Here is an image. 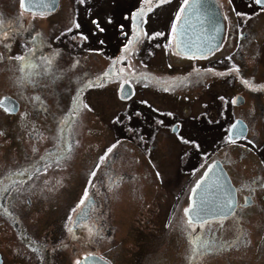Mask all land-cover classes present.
<instances>
[{"label": "rangeland", "instance_id": "374dc122", "mask_svg": "<svg viewBox=\"0 0 264 264\" xmlns=\"http://www.w3.org/2000/svg\"><path fill=\"white\" fill-rule=\"evenodd\" d=\"M124 3L126 0H60L55 11L30 13L23 11L17 0H0V19L2 13L10 17V20H3L4 31L42 32L55 48L62 49L57 53L59 56L54 63V70L60 79L48 82L44 92L48 108L54 116L62 110L67 98H74L81 89L84 90L88 80H81L75 85V78L81 79L90 72L101 70L108 60L104 52L110 51L113 54L114 43L104 45L99 42V36L110 32L111 26L107 20L111 18V11L115 12L119 19ZM173 8L174 5L161 3L145 16L149 29L160 26L163 30L142 34L140 57L143 59V71L153 73L144 76L146 81L140 80L130 85L133 93L125 99L119 96L122 101L117 100L120 84L94 86L95 89L88 93L87 98L81 97L84 105L75 119V151L71 156L72 162H67L63 169H67V173L70 172L74 159L79 161V165L76 166L75 175L72 172L67 186L63 187L65 196L56 197L55 193L59 191L61 184L43 185L45 190L53 194L50 195L49 202L43 201L44 229L49 226L48 221H62L68 217L71 210L68 206L72 201L74 205L77 203L75 200L78 194L79 199H82L84 178L94 156L112 139H116V143L112 145L119 142L117 153L114 154V157H117L114 163L116 170H129L130 178L138 176V180L124 178L109 191L103 189L102 193L98 192L104 206L108 201V206L115 212L111 214V221L113 224L117 223L116 226H120L121 230L116 231L115 225L108 227L106 224L107 228L95 237L94 244H90L85 237V242L81 240V257L94 248L95 251H106L109 259L116 264H143V259L145 262L149 253L156 252L158 247L163 245L159 264H177V258L183 248L185 249L183 245H179V241L186 236L189 224L182 208V195L185 194L189 182L185 180L187 174L180 171L179 160L180 152L189 150L186 146L189 143L188 138L194 139V150L189 154L190 165L192 159H196L200 145L204 144L202 149H205V145L211 146L213 141L220 138L224 124L227 127L232 118L240 113L239 115L249 121L254 138L259 142L264 141V92H259L256 96L247 91L246 85L241 83L246 77L264 81V13L248 21L249 37L243 44V56L239 58L243 75L238 77L236 73L232 75L235 77L222 79L224 76L218 75L215 69L190 65L193 62L192 57L178 56L171 50L169 29L178 7L175 11ZM93 13L98 15L96 20L93 19ZM56 33L58 36H55ZM157 33L160 35H156ZM66 35L69 36L67 46L66 38H62ZM106 39L111 41L108 37ZM30 40V48L42 44L39 33ZM231 45L229 49H234ZM0 55L3 56L0 60V94L20 93L22 89L31 92L30 87L24 89L17 83L15 64L13 60L8 59L11 53L0 48ZM74 64L75 68L72 67ZM39 65L43 67V63ZM133 65L129 60L122 67L121 75L136 72ZM145 85L146 88H139ZM236 92H243L244 104L234 107L231 102L225 106V97H230ZM85 105L88 108H85ZM114 115L116 116L111 121L110 118ZM16 120L12 118L10 123L13 124ZM46 123L54 125L49 116H43L44 129L48 127ZM170 124L172 127L174 124L181 126V129L177 128L178 132H181L180 135L174 136L170 131L172 127L168 126ZM50 135L47 130L43 134L45 145L51 143ZM226 140L225 143H228L227 138ZM150 142L155 143V146L148 160L142 149ZM43 143L39 142L40 147H43ZM32 144L33 141L30 142V138L22 136L18 130L13 134L3 132V135H0V167L29 159L33 155ZM235 146L243 147L228 143L227 149ZM238 150L228 155L227 161L233 163L239 154ZM183 155L185 158L184 152L181 156ZM152 161L163 175L159 170H155L154 174ZM241 164L242 162L238 163ZM238 168L244 172L242 176H235L239 182L251 178L253 173H264L262 168ZM65 172L66 170H63V174ZM160 178H163L162 181ZM102 180L100 177L99 181ZM259 204V208L251 206L242 211L240 223L243 230L237 229L238 217L224 222L223 236L226 235L229 239L230 247L237 248L224 251L219 260L218 257L213 258L209 264H264V200L260 199ZM37 207L38 203L34 205V209ZM101 213L105 214L104 211ZM41 218L38 217L37 220L41 221ZM252 225L257 229L249 235L246 229ZM109 228L110 237L104 238L103 234H107ZM188 229H191V225ZM193 229L197 232L201 226H194ZM237 236L240 238L237 239ZM202 246L205 248V240ZM155 256L151 255L153 258Z\"/></svg>", "mask_w": 264, "mask_h": 264}, {"label": "flooded vegetation", "instance_id": "af4514ba", "mask_svg": "<svg viewBox=\"0 0 264 264\" xmlns=\"http://www.w3.org/2000/svg\"><path fill=\"white\" fill-rule=\"evenodd\" d=\"M17 1L19 7L21 8L20 0ZM217 2L223 15L224 33L219 46L213 52H209L206 57H193L190 54H184L175 50L174 32H176V30L173 31L172 26L177 22V14L179 13L181 15L182 13L181 8L184 6V0H168V2L165 3L168 5H174L173 11H175V8L178 7L176 13L173 14V23L169 29V32H171V50L178 56L184 55L192 57L193 62L190 65L199 66L200 68H204L205 66L211 67L218 72V75H221V72H223V75L221 76L224 77H221L222 79H227L233 74L236 75V73L238 74V77H240L243 75V71L241 69V62L239 58L243 56V44L249 37V31L247 29L248 21L260 14H263L264 11H261L260 7L254 3V0H217ZM59 4L60 0L58 2V6ZM160 4L159 0H151V2H144L143 0H126V3H124L120 11L121 13L119 19H117L118 15L115 12H109L111 13V18H109L107 22L110 24L111 30L104 36H99V42H102L104 45L114 43L112 44L114 46L113 54L110 51H105L104 56L107 57L108 60L102 69L90 72L81 79L75 78V85H77L81 80L93 81L94 86L120 84V94L117 95V100L122 101L119 96L127 98L133 93V88H131L130 85L140 80L146 81L147 78L144 77L145 74L147 73V75H149L153 73L143 71V59L140 57V40L143 32L163 31L159 28L160 26L155 29H149V22L145 21V16H147L149 12ZM141 10L142 16L137 15L134 19L133 14H139L141 13ZM168 15L169 13L166 16ZM92 16L95 20L98 17V15L94 13ZM1 19L10 20V17L5 16L2 13ZM38 33L42 44H37L35 45V48H30V39L34 36L37 37ZM55 36H58V34L56 33ZM107 37L111 39L110 42L106 39ZM62 38H66L67 46L69 43V36L66 35ZM49 42L50 41L42 32H9V38L7 40L0 38V48L11 53V57L25 55L36 64L43 63L44 58H51L53 61L51 71L59 75L56 70H54V63L56 62L57 56H59L57 53H59L62 49L55 48L53 44ZM5 45H9V47H5ZM230 45L234 49H229ZM18 46L21 48L19 49ZM125 46L128 47V52L124 51ZM229 57L231 59H229ZM129 60L133 62L136 72L121 75L123 69L122 67H124ZM13 62L16 68L15 73L18 74L16 77L19 80L21 73L18 71L17 62L15 60H13ZM237 67L239 72L233 71V69ZM38 71L41 73L40 79L46 82V86L35 89L31 85L23 87L24 89H26V87H30L32 90L31 92L23 89L21 91L23 92V97H27L28 99L22 98L21 92H7L0 94V100L8 97L11 98V101L15 102V104L19 105V110L12 114L5 112L4 109L0 107V132H11L13 134L18 130L21 132L22 136L26 135L29 137L30 142L33 141L31 146L33 155L29 159L24 160V162H18L4 168L1 166L0 175L7 176L10 171L14 170L28 169L31 173L36 168L41 169V172L38 175H33L31 179H29L28 176L13 177V179L23 182L22 187L19 184L9 187V185L12 184L11 180L6 181L3 185V187L9 188V191L0 192V264H75L77 260L81 259L80 245L81 240L85 242V237L90 244H94L95 237L97 235H101V231L107 228L106 224H108V227L109 225L113 227L115 225L117 228L116 231L121 230L120 226H116L117 223L113 224L111 221L113 219L111 214L112 212L115 214V212L108 206V201L105 204L106 206H104L103 201H100L98 197V192L102 193L101 191H103V189H105V191H109L124 178L133 180L138 177L136 176L135 178H130L129 175H131V172L129 170L118 171L116 170V167H114V163L117 159V157H114V154L117 153L119 143L116 144V149H113V152L108 154L110 159H107L105 163L101 164L100 158L106 155L107 149L113 143H116V139H112L109 143L103 146L96 156H94L93 163L84 178L82 198L87 191L88 198L90 197L93 199V202L89 207L88 217L85 220H80L78 222L74 219L77 212L84 205L80 204L81 200L79 199L80 196L78 194L75 200L77 203L74 205L72 201V203L68 206L69 208L71 207V210L68 212V217L62 221H48L47 223L49 226L43 229V201L49 202L51 200L50 195H53L51 191L45 190L43 185L50 186L53 185V183H56L57 185L61 184V187L58 188L59 191L58 189H55L58 191L55 193L56 197H60L62 195L65 196L63 187L67 186L66 184L70 179V174L72 172L76 173V166L79 165V161L77 162V160L74 159L73 164L71 165L73 170L70 168V172L67 173V169H63L66 167L67 162H72L71 156L75 151V119L84 105L81 97L87 98L88 93L95 88L94 86L91 88L85 87L84 90L77 94L79 95V101L76 102V106H78L79 111L74 116L72 108L74 107L75 97L67 98V102L63 105L62 110L60 112H56L54 116L48 108L47 100L44 95L47 83L52 82L51 73L49 75H44L43 67L39 68ZM105 73H108V75L105 76ZM239 79L241 80L242 78ZM153 80L155 79L153 78ZM246 80L251 82V87L248 85L245 87L247 91L253 92L256 96L257 93L264 92V81L260 82L252 79L251 77H246ZM146 86L147 85L140 86L139 88L143 89L146 88ZM242 93L236 92L231 94L230 97H225V106L227 103L230 104L231 102L234 107H239L244 104L245 96ZM237 94L242 96L243 101L234 103V98ZM36 95L41 97L43 106L40 102H36L31 99ZM15 104H13V106H15ZM44 107H46L47 111L44 110ZM228 108L229 107H227L226 110H228ZM262 110H264V107ZM121 111L122 110H120V112ZM22 113L26 114V122L21 120ZM201 113H205V111H201ZM239 114L235 115V118H232L227 127L224 124L220 138L215 142L213 141L211 146L208 147L205 145V149H202L204 144L200 145L197 157L196 159H192V163L190 165L189 161L191 160V156L189 154H191L194 150V139L192 137L189 136V143L186 144L189 150H183L179 154V160L181 163L180 171L187 174L185 180L189 182V184L187 183L185 194L182 195V208L187 220H189V215H187L185 209H188L192 204V191L199 179L203 176L205 170L214 160H219L227 170L231 182L235 186L237 204L235 215L228 217L213 216L201 221H193L192 224H188L189 228L191 225V229H188L187 227L188 230L186 229V236L183 240L180 239L179 241V245H183L185 249L183 248V252L180 257L177 258V264H209V261L213 258L216 259L218 257L219 260L224 251L231 250V248H237L235 246L230 247L231 245L229 244V239L226 235H224L226 237L223 236V226L221 227V224L223 225L225 221L238 217L239 222L237 229L243 230V225L240 223L242 211L251 206L259 208L260 199L264 200V187H261V185L264 184V173H253L251 178H245L243 179V182H239L238 180L236 181V177L242 176L244 173L238 168L240 166L243 167V169L251 167L262 168L264 171V141L259 142L254 138L249 121ZM43 116H49V120L53 121L54 125L52 126L46 123L48 127L46 126L44 129ZM115 116L116 115L112 116L110 120L112 121ZM70 117L71 119L68 124L61 123L63 120H69ZM12 118H16L17 122H13V124H11L10 121ZM236 118H242L247 125L246 134L239 139H234L233 142L234 145H241L243 147L235 146L227 149L229 142L225 143V141H227L226 134L229 130V125ZM168 126H171V124ZM178 127L181 129V126L178 124H174L172 130L170 128V131L174 134V136H178L181 133L178 132ZM46 130L51 134L49 137L51 138V143L47 145L43 143V134H45ZM17 137L19 138V136ZM249 140L253 141V143H248ZM39 142L43 143V147H40ZM150 143H152V145H150ZM150 143L142 149L148 160H150L149 154L153 151L152 149L155 146V143ZM69 146L71 148L70 151H68ZM33 148H35L36 151H33ZM237 149H239V154L233 163L227 161V156L231 155L232 152ZM183 152L185 154V158L184 155L181 156ZM58 156L60 157V160L57 164L54 163V160ZM65 156L66 158H64ZM41 157H45V160H41ZM250 157H252V159ZM243 159L244 161H242ZM240 162H242V164L238 165ZM45 164L51 165L47 172L43 171ZM97 164H100V168L96 172L95 178H93L91 173L96 170ZM151 164L154 174L155 170H159L161 172L154 161H152ZM63 170H66L65 174H63ZM64 175H66V177ZM100 177L103 179L102 181H99ZM162 179L163 178H160L161 181ZM252 189L255 191H252ZM248 196H251V203L246 205L245 197ZM255 196H258V198H255ZM61 200H63L62 197ZM36 203H38V207L34 209V205ZM101 211H104L105 214H102ZM254 216L255 214L253 213V217ZM38 217H42L41 221L37 220ZM70 217L71 219H69ZM86 223H89L90 225L84 227L83 225ZM78 224L80 225L79 227L77 226ZM197 225L201 226V229L197 232L196 230L193 231L192 228ZM89 228L91 229V232L89 231ZM256 229L257 228L252 225L248 226L246 230H248L250 235L251 232L256 231ZM110 233L111 229L107 232V234H103L104 238H109ZM247 238L249 241L248 234ZM204 240L205 248L202 246ZM196 246L202 247H199V251L194 252L193 248ZM163 248L164 247L162 245L158 247L156 252H148L149 255H147L148 257L145 259V262L143 259V264H159ZM105 252L100 250L95 251L93 248L84 255L95 253L114 264L115 262L110 260ZM151 255L156 256L153 258Z\"/></svg>", "mask_w": 264, "mask_h": 264}, {"label": "water", "instance_id": "95a60500", "mask_svg": "<svg viewBox=\"0 0 264 264\" xmlns=\"http://www.w3.org/2000/svg\"><path fill=\"white\" fill-rule=\"evenodd\" d=\"M58 1L35 0L34 5L29 6L27 9L23 8L31 11L53 10L57 7ZM184 7L185 10L181 13L180 19L176 23L175 49L178 52L186 54L216 49L223 35V17L217 1L188 0L187 6L184 5ZM234 101L236 103L243 101L242 96L237 94ZM236 121L243 122L237 129L241 136L247 132L245 121L242 118H236L229 127V136L231 134V126ZM198 183L201 186L199 188L194 187L192 191V204L188 208L191 210L193 217L197 214L199 215V219H194L193 221H201L209 217L218 216L219 213L225 210L226 199L232 194L231 189H235L227 170L219 160H214L205 170L204 175L199 179ZM92 202L93 199L89 197L75 215L74 219L76 222L85 220L88 217L89 207ZM90 254L92 255V259L85 262V264H112L95 253ZM88 255H84L80 261L84 262V258Z\"/></svg>", "mask_w": 264, "mask_h": 264}, {"label": "snow or ice", "instance_id": "6c2138e0", "mask_svg": "<svg viewBox=\"0 0 264 264\" xmlns=\"http://www.w3.org/2000/svg\"><path fill=\"white\" fill-rule=\"evenodd\" d=\"M160 3H167L168 0H159ZM21 6L24 8H29V6L34 5L35 0H20ZM254 3L260 7L261 11H264V0H254ZM188 4V0H184V5L187 6ZM50 7V5H49ZM185 10V7L182 6L181 8V12H183ZM137 15H141L142 16V10L141 13H134L133 17L135 19V17ZM180 19V14H177V20ZM95 23V22H94ZM173 31L176 30V24H173ZM4 23L3 20L0 19V38H3L4 40H7L9 38V32L8 31H4ZM102 30V29H101ZM156 35H160V33H157ZM35 39V38H34ZM131 43V41H130ZM5 47H9V45H5ZM125 52H128L129 49L127 46H125L124 49ZM213 49H208L207 51H202V52H194L191 55L193 57H206L208 55L209 52H213ZM3 59V56L0 55V60ZM9 60H15L17 62V67H18V71L21 73V76L19 78V80L17 81V83L23 88L27 85H31L34 89L35 88H43L46 86V82L42 81L40 79L41 77V73L38 71L39 68L42 67V65L36 64L34 63L32 60L29 59V57L25 56V55H17L15 57H8ZM229 59H231L229 57ZM52 59L51 58H44V62H43V69H44V75H49L51 73V78H52V82H55L56 80L60 79V76L57 75L55 72H52ZM75 64L72 66L73 68H75ZM233 71L235 72H239L238 67L233 69ZM199 73L197 72V75ZM105 76L108 75V73L104 74ZM223 75V74H221ZM241 83L248 85L249 87H251V82L249 80L246 79H242ZM94 86V82L93 81H88L84 87H88L91 88ZM165 91H167L168 89H164ZM255 90V89H253ZM82 91V89H81ZM21 96L24 99H28L27 97H23V92H21ZM122 99H125L126 97L121 96ZM32 100L36 101V102H40L41 105L43 106V102L41 100V97L39 95H36L34 97L31 98ZM79 101V95H77L74 98V107L72 108V113L73 116L79 111L78 106H76V102ZM236 101H234L235 103ZM146 103V102H144ZM13 104H15V102L11 101V98L5 97L4 99L0 100V107H2L4 109L5 112L12 114L15 113L19 110V105L15 104V106H13ZM85 108H88L87 105L84 106ZM44 110L47 111L46 107H44ZM169 115H172L171 113H169ZM71 117L69 118V120H63L61 121L62 124H68L70 121ZM21 120L26 122V114H21ZM118 120V118H117ZM242 121H236L232 126H231V134L228 137V142L229 143H233L234 139H239L241 137V134L237 131V129L242 125ZM246 129V126H245ZM0 135H3V132H0ZM246 138V137H245ZM119 143V142H118ZM248 143H253V141L249 140ZM116 147V145H112L107 149V153L104 157L100 158V162L101 164L105 163V161L107 159H110V156L108 154H111L113 152V149ZM71 148L69 146L68 151H70ZM33 151H36L35 148H33ZM66 158V156L64 157ZM41 160H45V157H41ZM60 157L58 156L55 160L54 163H59ZM51 167V165L49 164H45L43 171L47 172L48 168ZM100 168V164L96 165V170H94L91 173V176L93 178H95L96 176V172L99 170ZM41 172L40 168H36L33 172H29L28 169H23V170H14V171H10L7 176L4 175H0V192H7L9 191V188H5L3 187V185L6 183V181L11 180L12 184L9 185V187H11L12 185H23V182H21L20 180H16L13 179V177H23V176H28L29 179L32 178L33 175H38ZM157 177L159 178V173H157ZM201 186L200 183H197L196 187L199 188ZM261 187H264V184L261 185ZM252 191H255L254 189H252ZM231 195L226 199L225 202V210L222 211L221 213L218 214L219 216H223V217H228V216H232L236 214V205H235V189H231ZM88 198V193L87 191L84 194V197L81 199L80 204L83 205L85 200ZM251 203V196L245 197V204L248 205ZM75 211V210H74ZM185 212L187 214H189V220L188 223L192 224L194 219H199V215L197 214L195 217H193L191 215V210L190 209H185ZM71 219V217L69 218ZM78 227L80 226L79 224L77 225ZM223 225L221 224V227ZM84 227H87V225H84ZM89 231L91 232V229H89ZM193 231H195V229H193ZM240 237L237 236V239H239ZM199 247L202 246H196L193 248L194 252L199 251ZM92 259V255L89 254L88 256H86L84 258V262L77 260L75 262V264H85V262L89 261Z\"/></svg>", "mask_w": 264, "mask_h": 264}, {"label": "trees", "instance_id": "16d2710c", "mask_svg": "<svg viewBox=\"0 0 264 264\" xmlns=\"http://www.w3.org/2000/svg\"><path fill=\"white\" fill-rule=\"evenodd\" d=\"M145 75L147 76V73H146ZM150 75H151V74H150ZM150 75H149V76H150ZM154 77H155V76H154ZM154 77H153V78H154ZM154 79H155V78H154ZM106 191H107V190H106Z\"/></svg>", "mask_w": 264, "mask_h": 264}, {"label": "bare ground", "instance_id": "6f19581e", "mask_svg": "<svg viewBox=\"0 0 264 264\" xmlns=\"http://www.w3.org/2000/svg\"><path fill=\"white\" fill-rule=\"evenodd\" d=\"M90 229V228H89Z\"/></svg>", "mask_w": 264, "mask_h": 264}]
</instances>
